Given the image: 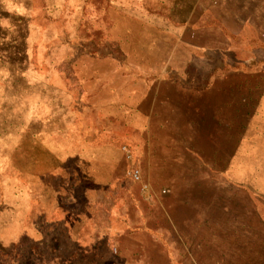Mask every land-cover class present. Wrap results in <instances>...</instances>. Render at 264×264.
I'll return each mask as SVG.
<instances>
[{
  "label": "rangeland",
  "instance_id": "rangeland-1",
  "mask_svg": "<svg viewBox=\"0 0 264 264\" xmlns=\"http://www.w3.org/2000/svg\"><path fill=\"white\" fill-rule=\"evenodd\" d=\"M167 61L184 69L177 85L162 83L159 92L178 94L190 117L211 118V136L198 132L195 138L211 165V153L217 152L218 164L217 170L189 168L203 178L187 191L202 194L195 203L200 216L186 217L194 219L195 227L182 225L179 235L171 233V256L185 257L184 264H264V109L258 132H252L257 138L250 156L235 170L247 182L232 183L223 175L264 94V0H0V264H49L51 234L33 229L50 224L44 211L56 204L43 192L58 193L66 184L78 212L84 198L98 192L82 179L87 170L76 167L81 161L57 173L32 161L22 168L21 121L36 113V127L50 131L43 143L57 146L59 162L80 155L84 131L94 141L102 130L115 132L116 140H132L139 148L142 130L130 122L131 94L143 92L145 66ZM236 64L253 68L241 71ZM210 78L216 80L209 92ZM86 81L119 85L118 99L99 105L103 110L82 107L79 86ZM119 100L122 105L113 104ZM88 171L93 174L97 167ZM215 171L216 183L210 182L207 176ZM141 175L130 169L126 176L140 182ZM112 192L104 191L108 200ZM102 201L100 217L109 209V201L105 207ZM102 235L100 247L90 250L89 264H120L119 254L133 252L130 246L117 251L108 241L112 234ZM139 239L143 247L137 260L158 264L164 247L162 254L150 238ZM78 240L92 242L88 236Z\"/></svg>",
  "mask_w": 264,
  "mask_h": 264
},
{
  "label": "crops",
  "instance_id": "crops-1",
  "mask_svg": "<svg viewBox=\"0 0 264 264\" xmlns=\"http://www.w3.org/2000/svg\"><path fill=\"white\" fill-rule=\"evenodd\" d=\"M167 62L145 66L143 69L148 77L146 81H143V92L131 94L128 104L130 122L136 129L142 130L143 143L139 148L132 140L128 143L116 140L115 132L111 136L105 135L102 130L103 135L98 134L97 140L94 141V136L90 137L84 131L85 145L77 152L80 155L59 162L57 146L43 143V138L50 137V131L36 127L39 123L36 113L32 114L28 122L26 119L21 121L18 133L21 137L19 155L23 164L22 168L27 161H32L43 168L56 170L54 173H57L58 169L73 170L74 164L81 161V164H76V167L87 170L85 174H82V179L98 191L95 196L84 198V208L79 212L71 207L73 195L72 191L67 193L66 184L63 185L65 189L62 188L58 193L43 192L44 196L55 201L56 204L53 209L44 211L45 215L49 214L50 224L47 227L34 225L33 229L36 232L51 234L48 247L51 252L54 250V253L47 259L49 264H89L90 250L100 247L104 232L112 234L108 241L117 251H122L128 246L133 248L131 255L119 254L120 264L142 263L137 260L138 250L143 247L140 236L150 238L153 243H156L154 246L161 248L162 254L164 247V257L157 258L158 264H184L185 257L171 256L170 235L173 232L179 235L182 225L195 227L194 219L187 218L190 215L200 216V212L196 215L195 203L202 200V194L188 195L187 191L194 190L195 184L203 178L200 172L190 171L189 168L217 170V152L211 153L215 161V164L211 165L209 161L211 158L206 156L205 148L199 145L200 141L196 143L195 138L198 132L199 137L203 132H207L206 136H211L213 125L211 118L208 119L206 115H197L198 119L190 117L186 114L185 104H181L178 94L170 91L159 92L162 83H167L168 86L177 85L180 68L184 69V66L180 65L177 66L179 69H175L176 66L168 65L169 61ZM233 67L241 71L253 68L248 64H236ZM214 80L216 79L209 80L210 85L207 88L209 92L213 90ZM83 83V86H79L80 96L83 98L82 107L87 106L89 109L92 107L103 110L99 105L118 99L116 96L121 90L119 85L116 89V84L111 82L98 81L95 86L87 81ZM111 88L113 90L107 91ZM22 89L25 88L22 86ZM263 96L264 94L257 101L253 115L255 121L251 124L250 118L246 120L238 144L223 169V175L232 183L247 182L246 177L236 176L235 170L239 169L240 163L250 156V148L257 138L252 132H258L257 126L263 121L260 114L264 109ZM120 103L113 104L120 106L122 102ZM216 120L215 124H218L219 120ZM233 124L231 123V127ZM33 125L34 127H31ZM91 166L97 167V171L93 174L88 171ZM130 169L140 170L142 174L140 182L132 178H130L131 182L128 181L126 175ZM216 172L218 173L215 171L213 177L207 176L210 182L216 183V177L219 174ZM47 175L51 176L52 172ZM47 175L39 177L45 178ZM39 177L37 178L40 180ZM221 177L224 179L223 176ZM247 178L251 181L249 176ZM109 190H114L110 193L112 195L110 200L104 194V191ZM102 198L106 200L104 207L109 201V209L103 217H100V211L97 212V210L102 206ZM68 200H71L69 205ZM84 236L90 237L92 242L78 240L79 237ZM15 243L11 248L15 246ZM17 243H20L19 239ZM191 247H188V252ZM185 256L188 257V254ZM195 261L192 263L194 264Z\"/></svg>",
  "mask_w": 264,
  "mask_h": 264
},
{
  "label": "built area",
  "instance_id": "built-area-1",
  "mask_svg": "<svg viewBox=\"0 0 264 264\" xmlns=\"http://www.w3.org/2000/svg\"><path fill=\"white\" fill-rule=\"evenodd\" d=\"M134 178H135L136 180H139V179H140L139 171H136V172L134 173Z\"/></svg>",
  "mask_w": 264,
  "mask_h": 264
}]
</instances>
